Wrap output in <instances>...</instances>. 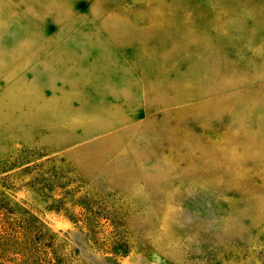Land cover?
Returning a JSON list of instances; mask_svg holds the SVG:
<instances>
[{
    "label": "rangeland",
    "instance_id": "obj_1",
    "mask_svg": "<svg viewBox=\"0 0 264 264\" xmlns=\"http://www.w3.org/2000/svg\"><path fill=\"white\" fill-rule=\"evenodd\" d=\"M5 229L0 264H264V0H0Z\"/></svg>",
    "mask_w": 264,
    "mask_h": 264
},
{
    "label": "trees",
    "instance_id": "obj_2",
    "mask_svg": "<svg viewBox=\"0 0 264 264\" xmlns=\"http://www.w3.org/2000/svg\"><path fill=\"white\" fill-rule=\"evenodd\" d=\"M17 240L18 239L16 237H13L9 232H7V229L0 231V247L15 246V244L18 245L19 242H17Z\"/></svg>",
    "mask_w": 264,
    "mask_h": 264
}]
</instances>
